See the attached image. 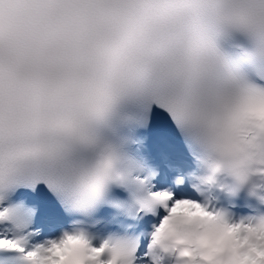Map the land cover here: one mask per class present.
<instances>
[{
    "label": "snow or ice",
    "instance_id": "snow-or-ice-1",
    "mask_svg": "<svg viewBox=\"0 0 264 264\" xmlns=\"http://www.w3.org/2000/svg\"><path fill=\"white\" fill-rule=\"evenodd\" d=\"M258 100L264 0H0V264H168Z\"/></svg>",
    "mask_w": 264,
    "mask_h": 264
},
{
    "label": "clouds",
    "instance_id": "clouds-1",
    "mask_svg": "<svg viewBox=\"0 0 264 264\" xmlns=\"http://www.w3.org/2000/svg\"><path fill=\"white\" fill-rule=\"evenodd\" d=\"M250 128L264 134V100L242 110L225 143L203 162L201 175L209 179L211 197L217 189L236 192L244 187L250 195L264 196V183L259 182L264 181V147L249 134ZM204 202L211 203L207 198ZM242 222L185 205L179 222L163 226L159 247L170 258L174 254L171 264H264V251L259 250L264 248V215L249 219L243 229L238 227ZM69 243L74 251L81 244Z\"/></svg>",
    "mask_w": 264,
    "mask_h": 264
}]
</instances>
